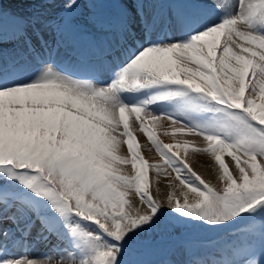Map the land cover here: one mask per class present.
Listing matches in <instances>:
<instances>
[{
	"label": "snow or ice",
	"instance_id": "6c2138e0",
	"mask_svg": "<svg viewBox=\"0 0 264 264\" xmlns=\"http://www.w3.org/2000/svg\"><path fill=\"white\" fill-rule=\"evenodd\" d=\"M22 2L0 0V264H264V0ZM34 229L51 254L12 258Z\"/></svg>",
	"mask_w": 264,
	"mask_h": 264
},
{
	"label": "bare ground",
	"instance_id": "6f19581e",
	"mask_svg": "<svg viewBox=\"0 0 264 264\" xmlns=\"http://www.w3.org/2000/svg\"><path fill=\"white\" fill-rule=\"evenodd\" d=\"M63 59H64V61H65L66 64L68 62H70L71 61V52H67L65 54V57ZM164 128H168V130H169V134L168 135H164V132H163V129ZM159 130H160V134H162L161 135V139L165 143H176V142H179L180 137L177 135V133L174 134V135L172 134L171 129L169 128V122L168 121H163V128H160ZM142 139H146V137L143 136V135H141L140 140H142ZM191 142L193 144L203 146L201 144L203 142H202L201 138H199V137L192 138L191 139ZM122 152L124 154H126V149L125 148H122ZM181 155H182V153H181ZM146 157H148V160H150V161L156 160V157L154 156V153L148 154V156H146ZM187 161L190 163L191 166H193L194 170L198 174H200L206 181L210 182L211 184H213L217 188L219 186H221L220 183H219V181H218V179H217L216 171H215V168L213 166V161L207 155H196V156L195 155H187ZM125 172L131 173V170L126 169ZM171 179H172V177H168V178L166 177V178L160 180V182H159L160 191L159 192H157L156 191V188L153 187V191H154L155 197H157V198H161V197L166 198V195H167V185H168V183H169V181ZM189 198L191 199V196ZM35 234L38 236V238L40 240V243L41 244H44L45 243V240L39 234V232L36 231ZM21 246H22V244H21ZM25 247H26V245L22 246V248H25ZM30 253L32 255L31 258L36 259V260L41 259L40 256L42 255V252H41V250L39 248L29 249L28 255ZM15 255H16V253H13V256H15Z\"/></svg>",
	"mask_w": 264,
	"mask_h": 264
},
{
	"label": "rangeland",
	"instance_id": "374dc122",
	"mask_svg": "<svg viewBox=\"0 0 264 264\" xmlns=\"http://www.w3.org/2000/svg\"><path fill=\"white\" fill-rule=\"evenodd\" d=\"M10 1H13V0H8V2H9V4H5V8H10V10H15V11H20V12H24V11H26V9H27V5L26 4H24L23 2H22V0H15V1H13V2H10ZM52 11H53V13H55V12H58L59 11V8L58 7H54L53 9H52ZM166 33L165 32H163V31H159L158 33H157V35H159V36H161V37H163L164 35H165ZM134 121V117H131L130 118V123H132ZM160 128H158V129H156V132H157V135L159 136V138L161 139V135L162 134H160V130H159ZM141 135H143V133H140V132H137L136 133V136H137V139H138V141H139V143H140V145H141V151H142V154L144 155V157L146 158V159H148V157H146V156H148V154H152V153H154V156L156 157V159H158V156H157V154L155 153V151L154 150H152V151H148V148L150 147V145L148 144V141H147V139H142V140H140V138H141ZM177 135L180 137V140H179V143L181 144V145H183V143H184V141H191V139L192 138H197V137H193V136H188V135H183V134H180V133H177ZM144 136V135H143ZM199 138H201V140H202V142L203 143H201L202 145H204V141H203V139H202V137H199ZM162 140V139H161ZM163 141V140H162ZM164 142V141H163ZM165 143V142H164ZM177 143V142H176ZM123 148H125L126 149V146H124ZM127 151V150H126ZM180 152L182 153V155H184V150H183V148H181L180 149ZM187 155H193L191 152H189ZM196 156V155H195ZM226 159H228V158H226ZM150 161V160H149ZM189 163V162H188ZM190 164V163H189ZM191 166V165H190ZM192 167V169L194 170V168H193V166H191ZM126 169H128V170H131V165H127V166H125L124 167V171L126 170ZM195 171V170H194ZM151 175V174H150ZM174 173L172 174V176L174 177ZM164 178H166V177H161L160 178V180H162V179H164ZM168 178V177H167ZM220 187V186H219ZM218 187V188H219ZM152 194H153V196L155 197V194H154V191H153V188H152ZM5 227H7V226H5ZM10 227H12V226H10ZM36 230H38V229H34V232H36ZM25 240L27 241V243H26V247L25 248H22V250H20L17 254H16V258H21V257H23V256H27L29 259H33V258H31L32 257V255H31V253L28 255V251H29V249L30 248H39L40 250H41V252H42V255L40 256L41 257V259H44V258H46V255H50L51 254V252L49 251V248H47V245H51V248H52V246H53V244L55 243V239L54 238H52L51 239V243L49 244V243H47V244H45L44 246H45V248L44 247H41V246H39L37 243H35L36 241H33V239L31 240V238H29V237H27V238H25Z\"/></svg>",
	"mask_w": 264,
	"mask_h": 264
}]
</instances>
